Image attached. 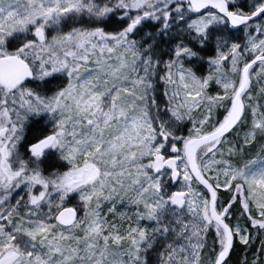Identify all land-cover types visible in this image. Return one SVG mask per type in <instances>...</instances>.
Instances as JSON below:
<instances>
[{
	"label": "snow or ice",
	"instance_id": "snow-or-ice-1",
	"mask_svg": "<svg viewBox=\"0 0 264 264\" xmlns=\"http://www.w3.org/2000/svg\"><path fill=\"white\" fill-rule=\"evenodd\" d=\"M0 264H264V0H0Z\"/></svg>",
	"mask_w": 264,
	"mask_h": 264
},
{
	"label": "rangeland",
	"instance_id": "rangeland-1",
	"mask_svg": "<svg viewBox=\"0 0 264 264\" xmlns=\"http://www.w3.org/2000/svg\"><path fill=\"white\" fill-rule=\"evenodd\" d=\"M240 253H239V250H238V252H237V255H239Z\"/></svg>",
	"mask_w": 264,
	"mask_h": 264
}]
</instances>
